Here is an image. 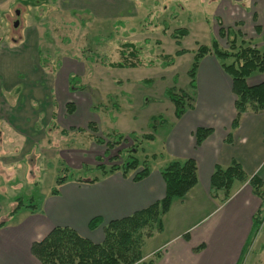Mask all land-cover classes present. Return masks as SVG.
<instances>
[{
	"label": "rangeland",
	"instance_id": "rangeland-1",
	"mask_svg": "<svg viewBox=\"0 0 264 264\" xmlns=\"http://www.w3.org/2000/svg\"><path fill=\"white\" fill-rule=\"evenodd\" d=\"M256 1L0 0V221L22 219L21 211L8 216L16 198L25 205L49 198L60 176L83 181L101 175L97 165L108 171L110 165L120 164L127 153H117L132 144L131 138L125 136L126 143L112 147L107 156L105 146H96L89 139L88 123L98 127L96 136L118 132L136 133L139 138L143 133H158L150 117L162 114L168 118L172 114V102L164 97L166 88L175 85L184 89L199 109L203 98L209 96V84L217 96H223L218 77L208 79L207 59L199 67L205 68L204 80L201 75L199 82L195 80L196 87H189L187 70L193 52L215 38L222 48H228L227 38L217 37L215 20H221L217 15L222 13L229 24L247 20L243 33L240 31L243 40L264 53V36L257 37L256 25L249 20L258 12L264 24V0ZM17 5L20 23L14 28ZM180 27L188 34L177 46L170 34ZM124 42L139 50L138 65L108 67V63L122 60L119 53ZM180 49L187 52L176 57ZM162 54L171 56L173 64L163 66ZM69 73L80 76L83 92L67 91L65 78ZM145 79L150 82L145 83ZM263 79L260 75L249 82ZM57 87L64 97L56 93L55 98ZM67 102L76 107L83 102L80 116L76 111L67 113ZM91 105L96 107L91 110ZM81 117L93 121H82L80 126L86 132H73L71 125L81 124L75 122ZM62 129L70 130L62 136ZM159 146V141L145 142L142 148L153 153ZM73 152L87 161L89 157L87 165L71 167L65 157ZM136 157L142 159L140 151ZM262 225L241 264H264V219ZM147 239H143L138 264L153 260L143 256L156 242Z\"/></svg>",
	"mask_w": 264,
	"mask_h": 264
},
{
	"label": "crops",
	"instance_id": "crops-1",
	"mask_svg": "<svg viewBox=\"0 0 264 264\" xmlns=\"http://www.w3.org/2000/svg\"><path fill=\"white\" fill-rule=\"evenodd\" d=\"M212 1L216 0H208ZM217 16H220L223 28L243 33L242 27L247 20H235L229 24L222 13ZM260 19L258 12L252 13L249 19L260 30L257 37L264 36V24ZM203 60L208 64L205 67L208 79H213L212 75L218 77L224 95L217 96L212 84H209V93L207 92L209 96L203 98L201 109L198 106L196 108V101L192 99L190 107L180 116L175 115L172 103L173 112L168 118L162 114L150 117V121L153 118L160 119L154 123V127L159 128L158 133H143L150 134L153 138L141 139L134 154L136 157L140 151L142 159L136 158L139 161L144 159L147 161V175L135 180L132 172L122 175L120 171H114L105 175L101 173L99 177L93 176L96 178L95 181H90L92 178L83 181L73 180V177L66 178L63 184L57 187L56 194L50 191L51 197L37 201L38 206L35 210H21L22 219L15 222L9 220V223L0 227V264H41L31 253V244L42 239L56 226L69 227L81 237L93 243H101L104 236L102 227L106 223L145 209L164 197L165 184L160 174L162 167L171 161L183 162L187 159L193 160L196 164L197 183L183 198L172 200L169 209L162 216L161 231L155 232L146 240L149 242L155 239L156 242L150 246L149 252L143 253V256L154 257L155 252L158 253L155 258L156 264L237 262L251 230L252 219L261 207V200L252 193L246 181L234 183L230 197L220 203L217 198L211 196L210 177L215 166L224 168L235 161L241 166L247 179L255 176L264 183V109L257 112L245 111L232 127L235 117V95L232 92L231 78L222 70L214 56L206 55L201 59ZM201 61L195 77L198 82L201 75L204 80L205 68L199 69ZM71 74L75 73H69L65 78L67 91L68 77ZM260 75L264 73H256L249 77L248 86L264 82V79L249 82ZM57 88L54 89L55 98L56 93L64 97V94L60 93L63 90ZM92 107L91 105V110ZM82 110L83 102L77 107L73 104V111L67 113L73 114L76 111L77 116H80ZM86 119L83 120L81 117L75 121L81 124L71 125L70 129L75 132L74 129L82 128L80 125H83L82 121ZM197 128L212 130L199 145L196 144L194 136ZM69 130H65L64 135H67ZM60 134L64 136L61 130ZM91 134L93 133L90 132L89 135ZM91 140L93 142V139ZM156 141H159L160 146L153 153H146L142 148L145 142ZM65 158L68 164L75 168H81L89 162V157L87 161L76 152L68 154ZM95 217L101 222L97 227L90 228L89 221ZM185 235L188 238H185ZM199 246H203L202 249L195 252L194 248Z\"/></svg>",
	"mask_w": 264,
	"mask_h": 264
},
{
	"label": "trees",
	"instance_id": "trees-1",
	"mask_svg": "<svg viewBox=\"0 0 264 264\" xmlns=\"http://www.w3.org/2000/svg\"><path fill=\"white\" fill-rule=\"evenodd\" d=\"M218 29L217 37H226L228 48H222L218 39H213L208 46L199 45L196 51L193 52V61L187 70L189 77V87L195 88L196 71L201 59L206 55H212L218 61L222 70L231 78L232 92L235 95L234 108L235 117L232 127L236 125L240 115L247 110L260 111L264 109V82L248 86L247 79L256 73H264V53L257 47L246 43L242 37L244 35L239 30L223 28L220 19L216 20ZM255 31L259 34L260 30L255 27ZM188 30L186 28H177L171 34L175 44L180 45L179 39L186 36ZM122 49L120 55L122 60L110 62L107 64L110 68H133L138 65L139 50L132 44H120ZM187 50L180 49L175 52V56L182 55ZM162 65H172V57L162 54ZM94 58L92 57V60ZM145 83L150 80L145 79ZM85 86L81 84V78L75 74L68 77L69 91H82ZM164 97L168 98L174 105V113L176 116L182 115L188 107H190V96L187 91L176 86L168 87L164 91ZM96 107L93 106L92 110ZM66 111H73V103L65 104ZM156 120L152 119V127ZM53 122H51L52 124ZM54 125V123H53ZM75 132H86L84 128H76ZM87 131L93 134L89 135L93 142L97 145H104L108 151L112 147H119L122 143H126L125 136L131 138L132 144L119 152H126L127 156L118 163L110 165L108 171H105L103 166L97 165L96 169L100 170L102 175L120 171L122 175H127L134 171L133 179L140 180L148 173L147 161L144 159L139 161L134 154L137 152L141 139H152L150 134H142L139 138L136 133L110 132L103 133V137L96 136L98 127L93 122L87 124ZM65 130L61 133L65 134ZM212 133L209 128H197L195 131L196 144L199 145L208 135ZM106 154V155H107ZM108 156V155H107ZM121 156V155H120ZM99 159V158H97ZM111 159V158H109ZM116 160V161H115ZM100 161V160H97ZM114 161H119V158H114ZM160 174L165 184L164 197L148 206L145 209L136 211L126 217L116 219L106 223L103 229V241L101 243H93L92 241L81 237L73 229L69 227L56 226L51 229L42 239L31 244V253L37 258L41 264H138L141 263L142 254L141 247L144 238H149L155 232H160L162 229L161 219L163 214L169 209L173 199L183 198L189 190L197 183L196 164L193 160L187 159L183 162L171 161L166 166L160 169ZM67 177L60 176L56 180V187L63 184ZM92 178L90 181H95ZM248 182L252 193L261 200V207L257 210L256 215L252 219L251 230L247 236L245 244L241 250L240 256L235 264H241L245 252L253 242L259 232V228L263 225L264 219V183L253 176L247 179L241 166L232 161L227 167L215 166L210 177V193L212 197L219 200L220 203L225 202L231 194L234 183ZM57 188L51 190L52 194H56ZM16 205L10 213L12 217L16 212L21 210H35L37 203L23 204L20 198H16ZM101 221L98 218H92L89 221V227L94 228ZM6 224V220L0 221V227ZM262 225V226H261ZM155 226L152 230V227ZM185 238H188L185 235ZM203 246L194 248L195 252H199ZM154 255L153 260H149L146 264H156Z\"/></svg>",
	"mask_w": 264,
	"mask_h": 264
},
{
	"label": "flooded vegetation",
	"instance_id": "flooded-vegetation-1",
	"mask_svg": "<svg viewBox=\"0 0 264 264\" xmlns=\"http://www.w3.org/2000/svg\"><path fill=\"white\" fill-rule=\"evenodd\" d=\"M19 5H17V7L13 10V14L15 15V19L12 20V25L14 28H16L18 26V24L20 23L19 18H16L17 16H19L21 9L18 7ZM17 22V25L14 26V23Z\"/></svg>",
	"mask_w": 264,
	"mask_h": 264
},
{
	"label": "water",
	"instance_id": "water-1",
	"mask_svg": "<svg viewBox=\"0 0 264 264\" xmlns=\"http://www.w3.org/2000/svg\"><path fill=\"white\" fill-rule=\"evenodd\" d=\"M16 25H17V22L14 23V26H16Z\"/></svg>",
	"mask_w": 264,
	"mask_h": 264
}]
</instances>
